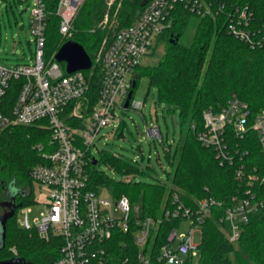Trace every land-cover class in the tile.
I'll list each match as a JSON object with an SVG mask.
<instances>
[{"label": "built area", "instance_id": "built-area-1", "mask_svg": "<svg viewBox=\"0 0 264 264\" xmlns=\"http://www.w3.org/2000/svg\"><path fill=\"white\" fill-rule=\"evenodd\" d=\"M31 1L33 60L14 66L0 64V130L39 124L50 132L46 149L42 144L36 145L42 162L29 171L33 202L42 204L44 210L39 218L30 221L29 209L24 208L20 226L35 230L44 240L59 242V255L52 264H109L111 241L120 233L131 234L136 247L134 257L139 264H195L200 242L194 241V233L198 228L201 238L202 221L213 207L223 206L221 201L202 198L197 208L192 209L174 192L171 205L160 216L145 215L126 195L104 197L101 191L90 189L87 165L94 158L93 151L100 148L98 143L106 139L103 129L110 126L111 132H116L121 121L119 112L141 110L143 103L132 98L135 70L160 43V36L172 27L178 10L184 8L198 17H221L229 35L250 47L261 48L264 47V0H147L131 24L114 32L105 49L93 104L85 70L66 73L55 54L44 58L47 20L51 15L57 16L59 32L70 35L85 0H57L54 8L50 7V0ZM113 1L107 0V6ZM112 24L106 12L97 27ZM14 89L15 94L8 99ZM129 92L131 97L125 107ZM203 121L204 127L196 131V139L202 146L213 149L220 164L235 161L229 146L230 136L245 138L255 132L264 150V108L252 118L248 105L232 95L220 109L205 110ZM147 134L161 141L159 127L148 128ZM235 172L241 179L242 168ZM253 179L257 185L253 186L251 181L243 191L233 195L220 218L222 229L232 243L238 240L250 216L264 204V177ZM164 219L178 223L162 243L155 245L154 236ZM183 223L190 226L178 233ZM122 264H131L130 258L126 256Z\"/></svg>", "mask_w": 264, "mask_h": 264}, {"label": "trees", "instance_id": "trees-1", "mask_svg": "<svg viewBox=\"0 0 264 264\" xmlns=\"http://www.w3.org/2000/svg\"><path fill=\"white\" fill-rule=\"evenodd\" d=\"M146 1L114 0L107 6V0H85L73 21L71 34L65 36L59 32V19L51 15L45 28L44 58H51L67 40L80 43L93 63L85 71L93 104L105 49L114 32L131 24ZM56 2L50 0V7L54 8ZM106 12L112 26L97 27ZM175 16L172 27L160 36V43L165 46L161 58L152 65L140 64L135 70L136 82L132 87L133 95L139 76L146 75L149 82L156 85L159 98L180 111L181 135L173 153L171 144L166 145L167 141L161 135L160 143L170 160L167 180L153 183L114 180L98 167L100 163L125 175L144 172L140 171L137 160L101 147L97 150L98 159L93 155L97 163L92 164L90 160L87 165L89 188L100 192L105 187L115 198L126 195L131 203L142 208L143 214L153 217L160 216L163 209L171 205L174 192L192 209L197 208L198 200L212 197L223 206L213 207L201 223L198 264H264V204L250 216L235 243L227 239L220 222L223 209L233 195L248 187L254 176L264 177V150L255 132L245 138L230 136L229 146L235 158L232 164H220L213 149L202 146L195 135L204 127V111L220 109L232 95L248 105L252 118L264 108V47H250L232 37L221 17L210 16H197L192 40L185 44L180 37L192 14L183 8ZM92 28L94 31H90ZM175 37L177 40L170 42V38ZM61 65L63 67L64 63ZM14 94L15 89L8 99ZM124 129L125 122L121 119L116 135L122 137ZM49 136V129L39 124L14 125L0 130V210L9 183L29 193L26 197L17 196L16 203L25 206L33 202L29 171L33 165L42 162L36 145L42 144L46 149ZM239 167L242 168L241 179L235 172ZM257 183L253 181L252 185ZM15 214L6 222L5 246L0 250V261L19 257L26 264H52L59 255V242L44 240L35 230L19 226ZM177 223L174 219L162 220L154 244L162 243ZM111 245L109 264H122L126 256L131 264H139L134 257L136 247L131 234H118Z\"/></svg>", "mask_w": 264, "mask_h": 264}, {"label": "rangeland", "instance_id": "rangeland-1", "mask_svg": "<svg viewBox=\"0 0 264 264\" xmlns=\"http://www.w3.org/2000/svg\"><path fill=\"white\" fill-rule=\"evenodd\" d=\"M33 7L31 0L27 2L0 0V64L14 66L32 62L35 41L30 32V15ZM197 19L198 17L194 15L190 17L189 24L180 37L183 43L190 44ZM164 49V43H159L152 53L142 59V64L157 63ZM132 98L143 104L141 110L126 109L124 112H119L121 119L125 122L124 135L117 136L116 133L111 132L110 126L105 127L103 132L106 133V139L102 138L98 146L110 152H118L127 159L137 160L140 171L144 173L125 175L104 163H100L98 167L114 180L132 179L142 183L166 181L167 173L171 170L170 160L162 144L149 136L147 129L159 127L164 140L167 141L166 145L168 142L171 144L173 153L181 135L180 111L159 98L156 85L151 84L146 75L139 76ZM93 155L98 159L97 151L94 150ZM101 194L104 197H111V193L105 187L101 189ZM141 203L142 199L139 200V204ZM24 208L29 209L27 214L30 221L39 218L44 210V206L37 202L18 208L15 222L19 226L24 220ZM2 212L1 209L0 213ZM189 226V223H183L178 233L186 231ZM200 239V231L197 228L194 241L198 243ZM198 257L195 264H198Z\"/></svg>", "mask_w": 264, "mask_h": 264}, {"label": "water", "instance_id": "water-1", "mask_svg": "<svg viewBox=\"0 0 264 264\" xmlns=\"http://www.w3.org/2000/svg\"><path fill=\"white\" fill-rule=\"evenodd\" d=\"M177 40V37L170 38V42ZM55 59L58 62L64 63L66 73H71L77 70H89L92 66V59L84 47L73 40L65 41L55 53ZM136 82V77L133 78V85ZM131 97V92L128 93L125 107L128 105V100ZM97 160L92 159V164H96ZM6 199L1 202L4 211L0 213V250L5 246L6 238V222L11 218L17 208L21 207V203H16V197H26L29 195L27 191L15 186L14 183H9L5 188ZM27 262L19 257H14L8 260H1L0 264H26Z\"/></svg>", "mask_w": 264, "mask_h": 264}, {"label": "flooded vegetation", "instance_id": "flooded-vegetation-1", "mask_svg": "<svg viewBox=\"0 0 264 264\" xmlns=\"http://www.w3.org/2000/svg\"><path fill=\"white\" fill-rule=\"evenodd\" d=\"M2 210L4 211V208L2 207Z\"/></svg>", "mask_w": 264, "mask_h": 264}]
</instances>
